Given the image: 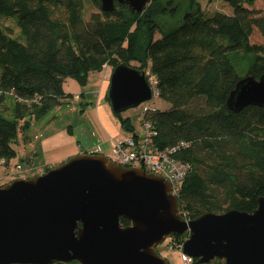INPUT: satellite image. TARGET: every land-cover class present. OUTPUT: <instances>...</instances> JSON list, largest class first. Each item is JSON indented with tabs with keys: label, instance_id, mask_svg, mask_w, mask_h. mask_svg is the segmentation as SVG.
<instances>
[{
	"label": "trees",
	"instance_id": "obj_1",
	"mask_svg": "<svg viewBox=\"0 0 264 264\" xmlns=\"http://www.w3.org/2000/svg\"><path fill=\"white\" fill-rule=\"evenodd\" d=\"M89 1L98 11L86 20L84 0H0V15L15 17L25 36L21 42L0 27V110L9 113L3 107L7 94L14 99L12 118L0 111L4 164L16 154L11 144L19 120L28 127L32 118L69 101L65 78L85 85L90 71L137 61L148 67L157 95L171 103L145 113L157 131L154 142H184L172 153L189 165L176 196L179 213L194 218L207 211L253 210L264 195V107L233 112L226 99L241 77L264 73V7L256 6L264 0H224L231 13L202 9L197 0H150L140 13L127 4L102 11L101 0ZM181 12L190 15L181 20ZM159 16L173 17L169 29L163 30L168 22ZM255 29L261 42L251 40ZM156 30L161 36L155 39ZM119 118L130 130L127 119ZM186 237L183 232L165 240L177 248ZM211 262L223 264L194 258V264Z\"/></svg>",
	"mask_w": 264,
	"mask_h": 264
},
{
	"label": "water",
	"instance_id": "obj_2",
	"mask_svg": "<svg viewBox=\"0 0 264 264\" xmlns=\"http://www.w3.org/2000/svg\"><path fill=\"white\" fill-rule=\"evenodd\" d=\"M150 0H101V10L127 4L140 13ZM190 12L181 15L187 18ZM149 72L125 61L110 74L114 114L148 101ZM264 107V73L241 77L226 106ZM162 176L125 167L102 153L80 152L32 177L0 185V264H169L156 246L187 233L180 251L205 263L264 264V195L251 211H207L185 219ZM130 221L122 226L120 219ZM81 223L78 226V223Z\"/></svg>",
	"mask_w": 264,
	"mask_h": 264
},
{
	"label": "rangeland",
	"instance_id": "obj_3",
	"mask_svg": "<svg viewBox=\"0 0 264 264\" xmlns=\"http://www.w3.org/2000/svg\"><path fill=\"white\" fill-rule=\"evenodd\" d=\"M197 1H199V3L202 6H205L207 4L208 0H197ZM182 3H185V5H186V3H188V0H182ZM256 6L264 7V5L262 4L261 1H258ZM183 9L184 8H182V10ZM156 10H158V9H155V12H157ZM94 11H98V9L95 6H93L89 0H84V8H83L84 18L86 20H88L91 12H94ZM231 12L232 11L230 9L228 13H231ZM179 15H182V12L179 13ZM158 18L163 23L168 22L167 24H164L163 30L169 29L171 27L173 17L170 18L169 16L168 17H163V16L160 17L159 16ZM177 20H178V18L176 19V22H177ZM0 27L3 29L4 32L10 34L11 36L20 40L21 42H25V36L21 33V31H20V29L16 23L15 17L0 15ZM160 36H161L160 31L156 30L154 32V38L156 39V38H159ZM251 40L254 42H261L262 41V37L260 36L259 32L256 29L254 30V32L251 36ZM131 65L138 66L139 63L137 61H131ZM144 69L147 72H149L148 67L144 68ZM111 70H112L111 66H109L106 69L107 75H108V73L110 75ZM102 71H103V69L100 70V72H102ZM149 75H150V73H149ZM150 77H151L152 84L155 85L154 78L151 75H150ZM68 80H70V78L67 79V81ZM96 84H97L96 79L94 81V80H91L88 78L85 85H80V84L79 85L83 88V91H84L85 87H87V88L89 87L91 89H98V86H97V88H95ZM74 95L75 94L73 93L72 96L69 98V101L55 106L54 108L48 110L45 114H43L39 118H32L28 127L21 128L20 126L23 125L24 121L23 120L18 121L17 135L11 144L13 146V148L15 149L16 154H15V156H13L12 158L9 159L8 164H0L2 175L6 176V172L8 171V170H6L7 168H9L8 172H10L9 175L7 172L8 177H12V176L20 177L21 175H25V176L36 175V174H33L36 172L35 169H33L32 171H28V169H30V167H31V164L29 163L27 156L30 155V152L32 151V149H34V145L41 139V135H44V134L46 135L49 132H51V135H49V136H52V135H54L58 132H61L63 130L65 132H67V131H69L68 127L71 124L75 127L74 137L79 139L82 142V144L84 142V141H82V139H89L90 142L92 143L95 140V138H97V134L95 131L96 129L94 128V126L90 120V117H89L90 115L88 113L90 106L95 108V106L98 104V103H96L97 102V94H95V97H93V98H90L87 96L84 97V95L79 94V96H78V97H80L79 99L75 98ZM13 103H14L13 97L11 95L7 94L5 101H4V104H3V107H4V109L8 108L9 113H4L2 111V108L0 111L9 118L13 117L12 116ZM99 103L103 104L102 112H104V115H106V117L108 119H110L112 121V123L118 127V129L121 133L118 136L119 139L117 138L118 140H121L123 138H126V137L132 135L133 132H135L139 135H142V136L146 133L144 125L139 120V115L143 111L144 106L148 105L150 107H153V108L159 109V110H166V109H169L171 107V103L169 101H167L166 99H164L163 97H161L157 94L152 95V98L148 102H145V101L141 102L137 106L127 108L126 110L120 112L119 116H117L116 114H114L112 112L109 100L107 98V95L104 96L103 99H100ZM85 110H86V112H85ZM82 113H84V114L81 115ZM119 117H121L123 119H127V123L129 125H131L130 130H128L122 126ZM94 153H99V152L95 151ZM102 153L109 156V157H112V155H113L112 150H108L107 148H104L102 150ZM17 163H20L22 165L21 169H15V165ZM8 177L5 179H8ZM165 243H166V240L164 239V241L161 244L156 246V248L158 249L157 250L158 253H159V251L166 249ZM179 248H180V245L177 248H173V249L180 250ZM169 256L170 255H168V257ZM214 260H218V259L215 258ZM170 261L171 260L168 258L167 262L169 264L170 263L174 264V262H170ZM215 262H217V261H215ZM211 263L215 264L214 262H211Z\"/></svg>",
	"mask_w": 264,
	"mask_h": 264
},
{
	"label": "crops",
	"instance_id": "obj_4",
	"mask_svg": "<svg viewBox=\"0 0 264 264\" xmlns=\"http://www.w3.org/2000/svg\"><path fill=\"white\" fill-rule=\"evenodd\" d=\"M199 2V1H198ZM200 4V3H199ZM202 9L213 11V10H221L225 12H229L230 6L225 2L224 0H208L207 4L205 6H202L200 4ZM109 67V65H106L103 67V71H90L88 74V78L91 80L96 79V87L98 86V89H91L85 87L84 91L83 88L79 85V83L74 80L73 78L67 77L64 80L63 88L66 93L75 94V98L80 95H84L90 98L95 97V94H97V102L98 103L95 108L90 106L89 108V117L90 120L96 129L97 138L91 143L89 139H82V142L74 137L75 127L73 125H69L67 132L64 130L61 132H58L52 136L51 132L48 134L41 135V139L34 145V149L30 152V155L27 156L29 163L31 164L30 169L28 171H32L35 169V173L38 174L42 171H44L47 167H53L60 162L66 160L67 158L78 154L80 152H95L97 147L100 148L98 151L99 153H102V150L104 148H107L108 150H112L113 144L115 141H117L119 138L118 136L121 134L118 127L112 123L110 119L104 115V112H102V106L103 104L99 103L100 99H103L104 96L107 95L108 86H109V79L110 75L106 73V69ZM112 71V70H111ZM111 74V72H110ZM67 81V79H69ZM82 93V94H81ZM86 112V110H85ZM82 113L81 115H83ZM118 138V139H117ZM84 148V149H83ZM89 150V151H88ZM103 154V153H102ZM37 168V169H36ZM6 170L9 171V168ZM7 171V172H8ZM6 172V171H5ZM6 176L2 175V171L0 168V184L7 183L15 178H28L31 176H25L21 175L20 177L12 176L8 177L10 172H8ZM38 172V173H37ZM8 179H5L7 178ZM165 250L159 251V253L166 259L168 258L171 260L170 262H174V264H183L181 260V251L178 249H173L171 245L165 243ZM158 250V249H157ZM168 255H170L168 257ZM171 264V263H170ZM173 264V263H172Z\"/></svg>",
	"mask_w": 264,
	"mask_h": 264
},
{
	"label": "built area",
	"instance_id": "obj_5",
	"mask_svg": "<svg viewBox=\"0 0 264 264\" xmlns=\"http://www.w3.org/2000/svg\"><path fill=\"white\" fill-rule=\"evenodd\" d=\"M157 93L155 85H153V95ZM148 110H153V108L148 105L144 106L143 111L139 115V120L144 125L146 133L142 136L133 132L132 135L115 141L112 148L113 155L110 159L121 166L139 167L147 172L162 176L171 186L169 192L177 196L189 165L175 158L172 153L178 145H184V142L181 141L177 145L166 147L158 146L154 142L157 131L152 128L149 121L144 119ZM99 150L100 148L97 147L95 151L98 152ZM4 161L3 158H0V164H4ZM21 167L20 163L15 165V169H21ZM181 260L183 264H194V257L183 252H181Z\"/></svg>",
	"mask_w": 264,
	"mask_h": 264
}]
</instances>
